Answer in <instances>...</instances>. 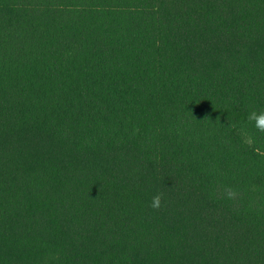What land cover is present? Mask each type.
Listing matches in <instances>:
<instances>
[{
  "label": "trees",
  "instance_id": "16d2710c",
  "mask_svg": "<svg viewBox=\"0 0 264 264\" xmlns=\"http://www.w3.org/2000/svg\"><path fill=\"white\" fill-rule=\"evenodd\" d=\"M253 112L264 0H0V264H264Z\"/></svg>",
  "mask_w": 264,
  "mask_h": 264
},
{
  "label": "clouds",
  "instance_id": "9594fccd",
  "mask_svg": "<svg viewBox=\"0 0 264 264\" xmlns=\"http://www.w3.org/2000/svg\"><path fill=\"white\" fill-rule=\"evenodd\" d=\"M249 120H254L256 122V127L260 130H264V112L260 113L259 115L255 112L249 115ZM161 203V196L156 195L152 199L151 207L152 208H159Z\"/></svg>",
  "mask_w": 264,
  "mask_h": 264
}]
</instances>
